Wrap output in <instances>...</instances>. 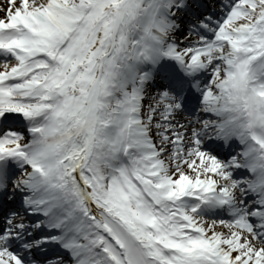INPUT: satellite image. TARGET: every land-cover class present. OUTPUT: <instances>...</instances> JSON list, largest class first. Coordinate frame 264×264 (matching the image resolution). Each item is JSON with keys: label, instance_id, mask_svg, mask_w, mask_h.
Here are the masks:
<instances>
[{"label": "bare ground", "instance_id": "bare-ground-1", "mask_svg": "<svg viewBox=\"0 0 264 264\" xmlns=\"http://www.w3.org/2000/svg\"><path fill=\"white\" fill-rule=\"evenodd\" d=\"M51 1L35 5L20 1L10 8L6 3L14 0H0V9L10 14L7 18L0 13V32L5 30L0 34V115L16 118L28 135L23 141L3 138L0 148H15L13 156L25 158L23 163L17 159L18 168H29L11 189L24 196L33 215L47 218L59 248L69 252L64 264H112L100 237L110 223L133 238L150 264H264V218L259 229L249 223L237 228L225 219L204 216L187 203L191 194L238 190L219 161L194 140L195 122L209 121L231 133L240 132L237 95L246 91L252 94L259 124L243 136L246 150L253 153V140L264 143V22H256L258 39L247 36L244 47L216 41L220 46L209 51L204 38L188 37L180 25L171 23L178 20H167L173 35L193 44L190 67H200L204 49V54L210 53L209 77L202 83L205 102L198 118L183 125V119L175 116L159 125L161 132L154 136L157 124L151 121L144 129L138 110L148 121L157 115V98L150 86L153 70L147 66L167 61L152 50L148 38L157 0H94L62 50L39 56L31 50L36 35L67 28ZM132 1L139 5L133 22L123 20ZM109 20L105 49L93 58ZM123 23L126 38L119 41ZM206 27L212 33L247 34V27L237 22ZM22 45L27 47L21 49ZM107 52L115 59L110 79ZM6 57L13 60L4 61ZM176 59L174 64L182 63ZM159 111L173 110L169 104ZM165 129L174 140L165 137ZM112 134L118 135L115 142ZM126 136L133 144L128 152L120 146ZM174 141L184 146L173 149ZM168 149L172 153L167 154Z\"/></svg>", "mask_w": 264, "mask_h": 264}, {"label": "rangeland", "instance_id": "rangeland-1", "mask_svg": "<svg viewBox=\"0 0 264 264\" xmlns=\"http://www.w3.org/2000/svg\"><path fill=\"white\" fill-rule=\"evenodd\" d=\"M20 1H22L23 4H28V2L31 1L32 4L35 5L39 0H14L13 3L9 4L7 2L6 4L9 5L10 8H12L13 6H17ZM166 1L167 0H164V3ZM51 2L55 5L56 10L60 13L61 18L65 19L68 22L66 29H71L70 27H72V24L75 21L82 19L84 7L89 5L90 0H52ZM171 5H168V9L171 8ZM135 8L136 5L131 3L129 6V11L126 14L128 20L134 19ZM262 12H264V0H238L236 2V5L231 6L230 10L226 12L224 18H226L227 20H230L231 18L234 22H238V23L242 22V24L247 26L250 25V23L259 20ZM0 13L7 18H9L10 16L8 11H4L0 9ZM77 23H79V21L75 23V26L77 25ZM109 27L110 26L108 25L104 29L99 39L98 47L92 51L94 58L105 48V43L109 35L108 34ZM122 36H124V33H122L121 38H123ZM214 36L222 39V43L225 44V43L239 42L240 38L242 37V34L238 32H230L224 34L215 33ZM35 39H36V43L31 48L40 55H49L50 53L53 52L55 48L56 50H58V48L65 41L64 30L61 31L60 33H50L47 31L41 32L36 35ZM184 46L185 47H179V46L176 47L175 45L172 44L170 45L169 48L174 49L175 51H182L183 49L186 48V45ZM25 47L27 46L24 45L21 48L24 49ZM212 48H215L214 43L212 44ZM12 60L13 57H6L4 59V61H8V62H11ZM89 75H90L89 73H86L87 77H89ZM22 134H23L22 138L26 137L25 131ZM27 169H28L27 166L23 167L18 173L14 175V178L23 174Z\"/></svg>", "mask_w": 264, "mask_h": 264}]
</instances>
